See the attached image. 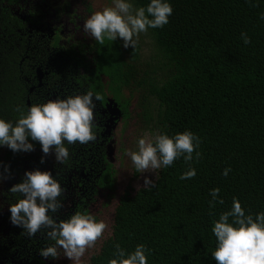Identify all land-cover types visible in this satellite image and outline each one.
<instances>
[{
    "label": "trees",
    "instance_id": "trees-1",
    "mask_svg": "<svg viewBox=\"0 0 264 264\" xmlns=\"http://www.w3.org/2000/svg\"><path fill=\"white\" fill-rule=\"evenodd\" d=\"M15 1L0 0V40L13 30L16 18L6 5ZM148 2L133 0L136 7ZM170 2L169 23L146 32L155 49L149 58L140 42L124 49L118 40L105 41L98 69L111 76L114 92L125 84L142 94L146 129L191 130L201 156L159 170L151 189L125 191L90 264H109L116 244L133 250L139 243L151 250L149 264H216L211 228L233 197L246 213L264 211V0ZM18 61L15 54L0 55V117L13 121L17 109L25 110L12 94ZM189 166L196 176L180 180ZM215 187L224 203L210 207Z\"/></svg>",
    "mask_w": 264,
    "mask_h": 264
},
{
    "label": "flooded vegetation",
    "instance_id": "flooded-vegetation-1",
    "mask_svg": "<svg viewBox=\"0 0 264 264\" xmlns=\"http://www.w3.org/2000/svg\"><path fill=\"white\" fill-rule=\"evenodd\" d=\"M6 6L16 20L11 35H3L0 40V55L15 54L19 58L18 68L11 75L12 94L18 97L16 107L26 110L31 104L89 90L103 97L102 101L94 99L96 139L66 145L70 156L63 164L56 161L54 151L45 156L38 141H31V152L0 147V173L5 177L0 180V264H62V249L55 259L40 255L41 248L53 243L46 230L30 238L21 226L11 223L10 204L21 197L10 188L21 182L27 170L51 171L65 189L62 207L54 214L58 220L81 211L106 222L125 193L119 190L127 174L124 167L138 174L125 154L130 135L156 131L146 129L143 122L142 94L132 92L125 84L114 92L111 76L98 69L99 43L83 31L84 21L100 10L94 0H16ZM117 40L123 44L122 39ZM156 116L154 109L152 117ZM12 227L17 230L15 236L11 235Z\"/></svg>",
    "mask_w": 264,
    "mask_h": 264
},
{
    "label": "clouds",
    "instance_id": "clouds-1",
    "mask_svg": "<svg viewBox=\"0 0 264 264\" xmlns=\"http://www.w3.org/2000/svg\"><path fill=\"white\" fill-rule=\"evenodd\" d=\"M172 14L170 0H149L146 6L140 7H136L133 0H111L110 6L93 12L84 21L83 31L100 45L120 38L125 48L132 46L135 49L141 33H146L149 28H163ZM260 18L264 20V15ZM241 38L245 44L250 43L246 33H241ZM94 99L102 101L103 97L91 90L57 96L44 103L31 104L26 111L17 109L20 115L15 121L0 117V147L6 146L13 152H31L34 150L31 141H38L45 156L54 151L56 161L63 164L70 156L66 145L86 144L96 139ZM200 143L199 136L191 130L171 135L158 131L142 135L137 141V150L125 154L137 173L152 171L158 180L157 170L172 166L181 157L189 165L194 159L193 153L199 159ZM230 170L225 168L222 174L227 176ZM196 174V169L189 166L179 178L189 180ZM4 178L0 173V180ZM154 186V181L145 176L143 188ZM9 191L21 197L10 204L11 223L21 226L30 238L44 229L47 238L53 242L39 250L42 257L58 258L62 249L64 256L79 264L86 249L93 247L108 228L104 220H98L88 212L75 211L58 220L54 214L62 207L65 189L51 171L27 170L21 182ZM220 191L219 187L211 190L210 207L224 203ZM211 231L216 241L211 256L216 264H264V211L254 215L246 213L241 201L233 197L230 209L219 214ZM150 253L143 243L133 250L116 244L109 264H149Z\"/></svg>",
    "mask_w": 264,
    "mask_h": 264
},
{
    "label": "rangeland",
    "instance_id": "rangeland-1",
    "mask_svg": "<svg viewBox=\"0 0 264 264\" xmlns=\"http://www.w3.org/2000/svg\"><path fill=\"white\" fill-rule=\"evenodd\" d=\"M94 2H95V5L97 7H99L98 9H100V10L106 6L111 5V0H94ZM137 42L141 43L143 55L146 58H149L155 49L153 48L154 45L152 46L151 41L146 36V33H141L138 37ZM129 48H130V46L128 47V49ZM114 106L116 107V103L114 104ZM135 135H138V137L142 136V134L139 131L136 132V134L130 135V145L127 148V150H129V151H134L137 147L138 137H136ZM123 171H127V174L123 175L124 181H121V183L119 181V183H120L119 190L121 193H124V191L130 190L131 188L133 190V193H135L140 188H143L145 176L151 178L153 181L156 179V173L152 172V171L144 172V173H138L137 176H136V174L133 175V169H129V168H127V166L124 167ZM158 172H159V170H157V175H158ZM112 210H113V208H112ZM112 210L110 212V215L106 219V223L108 224V228L105 230L104 235L100 239L97 240L96 244L93 247L86 249L85 254L83 257H81L79 264H89L90 256H91V254L93 255L98 251L99 243H100L101 239L106 238V236H108L111 233L110 228H111V224H112L113 218H114L113 217L114 214L112 213ZM16 233H17V230L13 229V227H12L11 235L15 236ZM62 264H75V262L71 261L69 258L64 256L63 252H62Z\"/></svg>",
    "mask_w": 264,
    "mask_h": 264
},
{
    "label": "water",
    "instance_id": "water-1",
    "mask_svg": "<svg viewBox=\"0 0 264 264\" xmlns=\"http://www.w3.org/2000/svg\"><path fill=\"white\" fill-rule=\"evenodd\" d=\"M117 105V104H116Z\"/></svg>",
    "mask_w": 264,
    "mask_h": 264
}]
</instances>
